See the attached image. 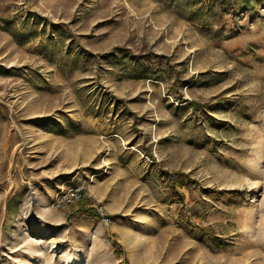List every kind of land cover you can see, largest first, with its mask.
<instances>
[{"label":"rangeland","instance_id":"rangeland-1","mask_svg":"<svg viewBox=\"0 0 264 264\" xmlns=\"http://www.w3.org/2000/svg\"><path fill=\"white\" fill-rule=\"evenodd\" d=\"M0 264H264V0H0Z\"/></svg>","mask_w":264,"mask_h":264},{"label":"built area","instance_id":"built-area-1","mask_svg":"<svg viewBox=\"0 0 264 264\" xmlns=\"http://www.w3.org/2000/svg\"><path fill=\"white\" fill-rule=\"evenodd\" d=\"M84 196L83 187L77 185L72 188L70 195L63 194L58 198V203H72L79 202ZM107 222H110V218L106 219Z\"/></svg>","mask_w":264,"mask_h":264}]
</instances>
